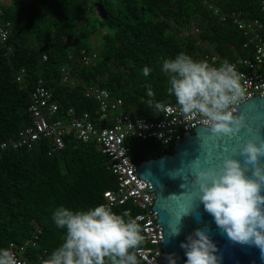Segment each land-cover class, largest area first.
<instances>
[{
  "label": "trees",
  "instance_id": "obj_1",
  "mask_svg": "<svg viewBox=\"0 0 264 264\" xmlns=\"http://www.w3.org/2000/svg\"><path fill=\"white\" fill-rule=\"evenodd\" d=\"M233 12L264 26V0H0V28L9 30L7 45L0 47V143L16 138L31 122L30 93L40 78L53 89L62 111L74 108L77 115L89 112L97 120L98 103L85 96V88L95 84L121 98L124 111L159 116L175 100L167 92L170 73L160 70L165 58L185 52L201 60L214 51L220 64L249 53L229 17ZM94 53L97 58L85 64ZM144 66L151 69L147 76ZM146 86L162 109L146 105ZM125 144L137 164L172 152H157L152 143L137 139ZM107 163L95 142H68L54 154L45 144L3 152L0 248L37 236L24 258L42 264L65 234L52 220L56 207L86 209L105 203L104 193L116 189ZM125 209L133 217L139 212L131 203L112 208ZM144 247L148 244L142 241L136 252Z\"/></svg>",
  "mask_w": 264,
  "mask_h": 264
},
{
  "label": "clouds",
  "instance_id": "obj_2",
  "mask_svg": "<svg viewBox=\"0 0 264 264\" xmlns=\"http://www.w3.org/2000/svg\"><path fill=\"white\" fill-rule=\"evenodd\" d=\"M160 70L170 73L167 92L175 97L181 113H199L214 133L238 132L244 126L243 116L235 115L232 108L244 90L240 73L229 61L214 66L179 52L165 58ZM150 71L148 66L142 68L144 76ZM146 95L149 108L162 109L152 99L150 86ZM240 156L242 160L224 159L218 170L196 172L194 180L199 184V199L217 227L231 241L257 246L264 256V140H248ZM52 220L65 234L42 264H138L142 229L127 209L117 213L105 203L76 210L60 205ZM178 232L175 227L170 235ZM180 247L185 250L184 264H219L217 246L205 228L194 229ZM0 264H16L9 248H0ZM168 264H176L173 254L168 255Z\"/></svg>",
  "mask_w": 264,
  "mask_h": 264
},
{
  "label": "built area",
  "instance_id": "obj_3",
  "mask_svg": "<svg viewBox=\"0 0 264 264\" xmlns=\"http://www.w3.org/2000/svg\"><path fill=\"white\" fill-rule=\"evenodd\" d=\"M209 8L213 9L214 5L209 4ZM229 17L243 33L246 39L243 48L249 51L247 55H238L235 61L230 62L240 73V84L244 90L232 106L235 114L236 107L246 100L264 96V26L257 19H245L241 12H233ZM8 37L9 30L1 27L0 47L7 45ZM96 58L97 53H94L85 57L84 62L89 64ZM204 60L219 66L220 57L211 51L205 54ZM62 71L67 73L64 69ZM21 80L22 75L19 74L17 81ZM64 80L68 81V77L65 76ZM85 96L97 101V120L89 112L77 115L74 108L62 111L53 89L43 79L36 80L27 109L31 122L19 131L16 138L0 143V156L9 149L34 150L42 144L46 145L49 154H54L64 150L68 142L97 143L108 159L107 169L117 179L116 189L104 193L105 204L113 208L131 203L139 210L134 218L141 225L143 242L148 247L137 250L138 264H168V256L160 248L164 241L163 227L157 222V212L152 209L156 193L148 181L138 179V175L134 174L138 164L129 156L125 142L127 139H137L168 148L173 147L175 140L180 139L184 132L192 133L196 126H208L203 123L204 118L199 113H181L175 100L166 104L159 116L148 119L124 111L123 100L112 97L111 92L101 86L90 84L85 88ZM36 241L37 236L20 244L13 242L7 247L13 253L16 264H32L24 258V254L28 248L36 246Z\"/></svg>",
  "mask_w": 264,
  "mask_h": 264
},
{
  "label": "water",
  "instance_id": "obj_4",
  "mask_svg": "<svg viewBox=\"0 0 264 264\" xmlns=\"http://www.w3.org/2000/svg\"><path fill=\"white\" fill-rule=\"evenodd\" d=\"M244 126L238 132L214 133L208 127L196 126L175 140L172 152L140 162L138 179L146 180L156 193L154 209L163 227L162 250L184 264L186 256L180 242L196 228H205L217 246L219 264H264V256L255 245L231 241L205 211L199 199V184L194 175L200 170H218L224 159H241L240 149L248 140H264V96H256L236 107ZM264 163V157H261ZM150 190L149 192H151ZM264 192V189H262ZM178 227L176 235L171 231Z\"/></svg>",
  "mask_w": 264,
  "mask_h": 264
},
{
  "label": "rangeland",
  "instance_id": "obj_5",
  "mask_svg": "<svg viewBox=\"0 0 264 264\" xmlns=\"http://www.w3.org/2000/svg\"><path fill=\"white\" fill-rule=\"evenodd\" d=\"M156 148H157V152L159 151V150H162V149H166V148H163V147H161V146H156ZM169 151H171L172 150V146H170V147H168L167 148Z\"/></svg>",
  "mask_w": 264,
  "mask_h": 264
}]
</instances>
